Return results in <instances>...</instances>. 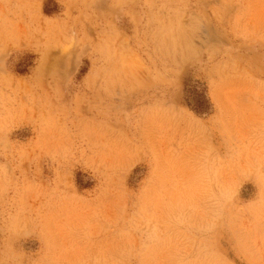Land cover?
I'll return each instance as SVG.
<instances>
[{"label": "rangeland", "instance_id": "rangeland-1", "mask_svg": "<svg viewBox=\"0 0 264 264\" xmlns=\"http://www.w3.org/2000/svg\"><path fill=\"white\" fill-rule=\"evenodd\" d=\"M0 264H264V0H0Z\"/></svg>", "mask_w": 264, "mask_h": 264}, {"label": "trees", "instance_id": "trees-1", "mask_svg": "<svg viewBox=\"0 0 264 264\" xmlns=\"http://www.w3.org/2000/svg\"><path fill=\"white\" fill-rule=\"evenodd\" d=\"M190 93H193V110L197 114H205L206 112H208L210 109V103L207 96L204 93L198 92L196 90H192L190 91Z\"/></svg>", "mask_w": 264, "mask_h": 264}]
</instances>
